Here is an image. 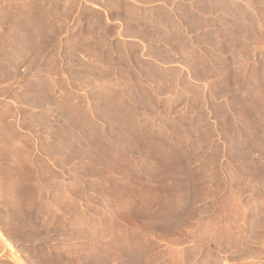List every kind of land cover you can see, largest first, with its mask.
Segmentation results:
<instances>
[{
    "label": "rangeland",
    "instance_id": "rangeland-1",
    "mask_svg": "<svg viewBox=\"0 0 264 264\" xmlns=\"http://www.w3.org/2000/svg\"><path fill=\"white\" fill-rule=\"evenodd\" d=\"M123 6L0 0V80L19 85L21 126L41 138V212L114 213L134 264H264V0H233L192 78L130 45L113 57L96 18ZM49 239L17 252L0 234V264L81 261Z\"/></svg>",
    "mask_w": 264,
    "mask_h": 264
},
{
    "label": "crops",
    "instance_id": "crops-1",
    "mask_svg": "<svg viewBox=\"0 0 264 264\" xmlns=\"http://www.w3.org/2000/svg\"><path fill=\"white\" fill-rule=\"evenodd\" d=\"M123 1L121 12L105 10L96 18L98 28L113 27L106 33L113 57L117 46L130 45L147 68L181 70V76L190 78L198 75V67L207 68L210 54L217 52L216 43L210 40L218 36L217 21L233 12V0ZM251 7L246 4L242 12H251ZM199 61L202 66L194 64ZM18 91L13 81L0 80L1 236L17 252L27 251L25 246L51 245L54 241L42 237L58 236L62 237L58 246L74 254L75 261L81 259L75 264H134L129 253L136 251L135 239H131L129 224L114 213L41 212V183L35 176L41 138L21 126L19 109L24 110L25 103L23 99L19 102ZM5 109L10 110L8 115ZM56 221L62 228L57 229ZM86 253L96 254V259L83 261Z\"/></svg>",
    "mask_w": 264,
    "mask_h": 264
}]
</instances>
